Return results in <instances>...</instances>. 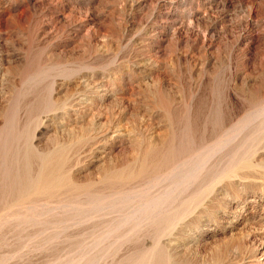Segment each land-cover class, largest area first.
Returning a JSON list of instances; mask_svg holds the SVG:
<instances>
[{
	"label": "rangeland",
	"instance_id": "rangeland-1",
	"mask_svg": "<svg viewBox=\"0 0 264 264\" xmlns=\"http://www.w3.org/2000/svg\"><path fill=\"white\" fill-rule=\"evenodd\" d=\"M0 264H264V0H0Z\"/></svg>",
	"mask_w": 264,
	"mask_h": 264
},
{
	"label": "bare ground",
	"instance_id": "bare-ground-1",
	"mask_svg": "<svg viewBox=\"0 0 264 264\" xmlns=\"http://www.w3.org/2000/svg\"><path fill=\"white\" fill-rule=\"evenodd\" d=\"M170 158H171V155L168 156V160ZM44 164L46 166L45 160H44ZM19 178L20 177H18V176L15 177V179H19ZM24 182H25V180H24ZM24 182H23V184H17L16 190L18 191V193L26 194V193H30L32 190L36 191V192H38V191L40 192L42 190H53V189L57 188V186H58L57 178L56 177L54 178L53 175L49 174L48 170H47V172L42 173L38 178H36L34 180H29L28 182H26V184H24ZM155 261H156V259H155Z\"/></svg>",
	"mask_w": 264,
	"mask_h": 264
}]
</instances>
